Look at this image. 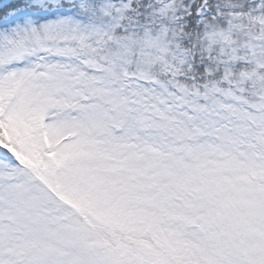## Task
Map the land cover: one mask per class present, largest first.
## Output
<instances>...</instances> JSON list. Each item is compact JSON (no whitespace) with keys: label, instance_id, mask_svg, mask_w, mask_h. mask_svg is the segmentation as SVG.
I'll list each match as a JSON object with an SVG mask.
<instances>
[{"label":"snow or ice","instance_id":"1","mask_svg":"<svg viewBox=\"0 0 264 264\" xmlns=\"http://www.w3.org/2000/svg\"><path fill=\"white\" fill-rule=\"evenodd\" d=\"M0 264H264V0H0Z\"/></svg>","mask_w":264,"mask_h":264}]
</instances>
